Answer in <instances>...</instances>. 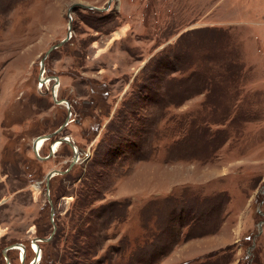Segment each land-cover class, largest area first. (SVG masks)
<instances>
[{
    "label": "rangeland",
    "instance_id": "rangeland-1",
    "mask_svg": "<svg viewBox=\"0 0 264 264\" xmlns=\"http://www.w3.org/2000/svg\"><path fill=\"white\" fill-rule=\"evenodd\" d=\"M107 2L0 0V251L23 244L31 264L30 241L52 232L45 176L72 151L41 161L32 143L66 118L55 87L72 114L57 137L79 161L50 180L55 233L37 264H264V0L68 15ZM69 23L43 62L58 83L43 86L40 61Z\"/></svg>",
    "mask_w": 264,
    "mask_h": 264
},
{
    "label": "water",
    "instance_id": "water-1",
    "mask_svg": "<svg viewBox=\"0 0 264 264\" xmlns=\"http://www.w3.org/2000/svg\"><path fill=\"white\" fill-rule=\"evenodd\" d=\"M111 1L112 0H108L106 6L102 9L100 8H96V7H92V6H85V5H82V4H73L72 6L69 7L68 9V15H70L71 11H73L74 8L76 7H79V8H82V9H86V10H90V11H107L111 5ZM70 17V16H69ZM71 20V18H70ZM70 22V21H69ZM70 34H71V26H70V23L68 25V32L66 34V37L64 38V40H62L61 42L57 43L56 45L52 46L47 52L46 54L43 56V58L41 59L40 61V70H39V83L41 85H43L45 83L46 80H52V81H55L58 83V80L57 78L55 77H46V78H43L44 76V68H43V62L45 61L47 55L49 52H51L52 50L54 49H57L59 48L60 46H62L69 38H70ZM51 98L53 100V102L57 105H65L66 109H67V115H66V118L64 120V122L59 126V128L50 133V134H46V135H43V136H39L37 137L36 139H34L33 143H32V152L33 154L36 156V158L38 160H41V161H45V160H48L50 157L53 156L54 152L52 150V147L56 144V143H60L61 145L62 144H66L72 151V157H71V161L68 165V167L66 168V170L64 171H50L49 173L46 174L45 176V196H46V201L49 205V209H50V212H49V217H50V221L52 223V232L50 233V235L44 239H38V238H33L30 243H34L36 245V252H34L35 256H34V259L33 261L31 262V264H37L38 261H39V255H40V247L38 245V243H41V242H48L52 239L54 233H55V226H54V223H53V217H54V206L52 204V201L50 199V193H49V183H50V180L56 176V175H64L66 173H68L75 164H77V162L79 161V152L75 146V144L71 141V139L69 137H57L58 134L61 133V131L71 122V106L70 104L66 101V100H58L56 99V95L54 94L53 90H51ZM39 139H44L46 141H51L50 142V148H49V153L46 157H41L39 154H38V150H37V141ZM264 220L261 221L259 223V228L261 227V225L263 224ZM261 231V228L259 229ZM259 231V232H260ZM10 248H13V249H17L20 248L21 249V258L22 260L24 259V253H25V247L21 244H14L13 246H11ZM8 249V248H7ZM3 256L5 257L6 259V255H5V252L3 253Z\"/></svg>",
    "mask_w": 264,
    "mask_h": 264
},
{
    "label": "flooded vegetation",
    "instance_id": "flooded-vegetation-1",
    "mask_svg": "<svg viewBox=\"0 0 264 264\" xmlns=\"http://www.w3.org/2000/svg\"><path fill=\"white\" fill-rule=\"evenodd\" d=\"M56 94H57V92H56ZM91 104V103H90ZM72 120V119H71ZM50 145V144H49ZM59 145H61V144H59ZM49 148H50V146H49ZM21 245H23V244H21ZM11 246H13V245H10V246H7V247H5V248H3V249H1V251H0V256H1V260H2V263L3 264H11L12 262H13V260H14V258L13 257H10L9 255H8V253L10 252V251H16L17 252V255L16 256H18L19 258V263L20 264H23V261H21L22 259H21V256L19 255V250H15V249H13V248H10ZM24 247H25V252H26V246L25 245H23ZM8 248V249H7ZM33 248V247H32ZM33 251H34V248L32 249ZM5 252V255H6V259H5V257L3 256V253ZM24 257H25V253H24ZM17 259V258H16ZM24 260V259H23ZM12 261V262H11Z\"/></svg>",
    "mask_w": 264,
    "mask_h": 264
},
{
    "label": "bare ground",
    "instance_id": "bare-ground-1",
    "mask_svg": "<svg viewBox=\"0 0 264 264\" xmlns=\"http://www.w3.org/2000/svg\"><path fill=\"white\" fill-rule=\"evenodd\" d=\"M121 33H122V32H121ZM121 33H116L115 37H118ZM48 81H52V80H46L44 84L46 85V83H48ZM55 83H57V82H55ZM44 84H43V86H44ZM52 90H53L54 94H56V92H57V88L54 87V89L52 88ZM56 99H57V97H56ZM46 142H48V141H46V140H44V139H39V140L37 141V150H38V152H40V151L44 148ZM59 144H60V143H56V144L52 147V150H53L54 153L57 152V151L59 150V147H60ZM31 245H32V247L34 248V252H36V251H37V250H36V245H35L34 243H31Z\"/></svg>",
    "mask_w": 264,
    "mask_h": 264
},
{
    "label": "crops",
    "instance_id": "crops-1",
    "mask_svg": "<svg viewBox=\"0 0 264 264\" xmlns=\"http://www.w3.org/2000/svg\"><path fill=\"white\" fill-rule=\"evenodd\" d=\"M189 244H187L186 245V248L185 249H195V250H197V252H198V249H200V248H198L199 247V245L200 244H195V242H193L192 244H190L189 246H188ZM195 250H192V251H194V252H196ZM184 251H187V250H184ZM184 251H182V252H184ZM185 253V252H184ZM193 260H195V259H193ZM193 260H186V261H184V262H182V263H180V264H191L192 262L191 261H193ZM194 262V261H193Z\"/></svg>",
    "mask_w": 264,
    "mask_h": 264
},
{
    "label": "trees",
    "instance_id": "trees-1",
    "mask_svg": "<svg viewBox=\"0 0 264 264\" xmlns=\"http://www.w3.org/2000/svg\"><path fill=\"white\" fill-rule=\"evenodd\" d=\"M90 104V103H89ZM88 104V105H89ZM194 219L193 220H191V223H194ZM148 245H145L144 247H141L140 249H144V248H146ZM139 249V248H138ZM45 258H46V254H45ZM205 258H208V257H205ZM44 264H48L47 262H44ZM202 264H214V262H212L211 260H203V262H202Z\"/></svg>",
    "mask_w": 264,
    "mask_h": 264
},
{
    "label": "built area",
    "instance_id": "built-area-1",
    "mask_svg": "<svg viewBox=\"0 0 264 264\" xmlns=\"http://www.w3.org/2000/svg\"><path fill=\"white\" fill-rule=\"evenodd\" d=\"M38 154H39V152H38ZM18 250H19V255L21 256V249H20V248H18Z\"/></svg>",
    "mask_w": 264,
    "mask_h": 264
}]
</instances>
